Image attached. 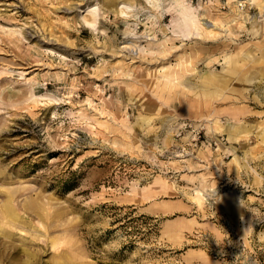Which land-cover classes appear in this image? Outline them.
Here are the masks:
<instances>
[{"label":"rangeland","instance_id":"374dc122","mask_svg":"<svg viewBox=\"0 0 264 264\" xmlns=\"http://www.w3.org/2000/svg\"><path fill=\"white\" fill-rule=\"evenodd\" d=\"M241 1L0 0V264H264V0ZM188 14L226 31L185 40Z\"/></svg>","mask_w":264,"mask_h":264},{"label":"bare ground","instance_id":"6f19581e","mask_svg":"<svg viewBox=\"0 0 264 264\" xmlns=\"http://www.w3.org/2000/svg\"><path fill=\"white\" fill-rule=\"evenodd\" d=\"M149 2H151L152 0H148ZM254 2V0H244V1H241L242 3H244V2ZM118 3H120V2H118ZM110 4V3H109ZM259 5V7H260V10H262V14L264 15V4L263 3H260V4H258ZM241 6V5H240ZM119 9H123V8H126V9H129V7L128 6H126L124 3H121V4H119V7H118ZM117 9H115V11H116ZM86 12H87V14H85V15H88V16H90V18L93 20L92 22H88V20L85 18V22H86V24H89L87 27H89V26H95L94 24L96 23V18H97V15H99L98 13H97V11H98V9H97V7L95 6V5H93V6H88L87 7V9L85 10ZM122 12V11H121ZM196 17V16H195ZM98 20V19H97ZM196 20V19H195ZM198 20V19H197ZM185 21V23H184V25H182V29H183V33H184V35L183 36H187V37H184V39L185 40H187L188 38H193V37H195L196 39H203L204 37H206V40H208V41H210V40H213V39H215V38H217V37H219V36H221L222 34H221V32H225L226 30H224L223 31V29H221L220 30V27L218 26V25H215V23L214 24H212V25H210L209 23V25L206 23V22H201V21H199L200 23H199V25H196L195 24V21L192 19V17H190V14H188V16H187V19L186 20H184ZM264 21V20H263ZM196 32V33H195ZM189 34H191V35H189ZM197 35V36H196ZM132 38L133 39H137L138 37L137 36H132ZM132 38H131V41H132ZM147 40H150V38H146ZM133 46L131 45V43H130V40H129V42L123 47V48H125V49H128V50H133L134 48H132ZM135 48H136V45H135ZM259 59V58H258ZM258 59H256V60H254V62H256V63H258V62H260V61H258ZM258 61V62H257ZM240 67L241 66V64L240 65H238V63H234V67L236 68V67ZM256 74H258V73H255V75ZM206 79H208L207 80V82L208 81H210V82H212L211 84H213V83H215V81L213 80V77L212 76H210V75H207L206 76ZM186 85H187V83H185ZM214 85H216V88L217 89H219L218 88V82H216ZM215 92H217V91H215ZM217 191V190H216ZM215 191V192H216ZM214 192V191H213ZM218 192H220V191H218ZM212 193V192H211ZM213 195V194H212ZM211 195V196H212ZM194 198H196L198 201H199V203H201L200 202V196H199V194L198 195H195L194 196ZM225 205H227V209L228 210H231L232 212H236V210H235V208L234 207H232V205L231 204H229V203H225ZM6 209H9V207H6Z\"/></svg>","mask_w":264,"mask_h":264}]
</instances>
